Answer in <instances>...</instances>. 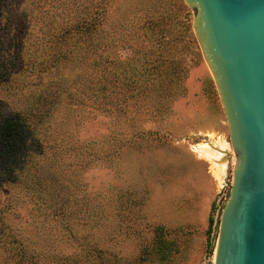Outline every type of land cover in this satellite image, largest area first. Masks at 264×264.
Here are the masks:
<instances>
[{"label":"rangeland","instance_id":"rangeland-1","mask_svg":"<svg viewBox=\"0 0 264 264\" xmlns=\"http://www.w3.org/2000/svg\"><path fill=\"white\" fill-rule=\"evenodd\" d=\"M191 35L183 0H0V118L51 107L0 169V264H211L233 151Z\"/></svg>","mask_w":264,"mask_h":264},{"label":"water","instance_id":"water-1","mask_svg":"<svg viewBox=\"0 0 264 264\" xmlns=\"http://www.w3.org/2000/svg\"><path fill=\"white\" fill-rule=\"evenodd\" d=\"M233 151L211 264H264V0H183Z\"/></svg>","mask_w":264,"mask_h":264},{"label":"trees","instance_id":"trees-1","mask_svg":"<svg viewBox=\"0 0 264 264\" xmlns=\"http://www.w3.org/2000/svg\"><path fill=\"white\" fill-rule=\"evenodd\" d=\"M24 66L26 65H22V69H24ZM88 91H91V95H94L91 86ZM43 97H48V95ZM41 108L38 111L30 109L26 112H17L0 118V169H11L15 171L17 167V156L28 155L33 152L31 150L32 148H30L33 146V139L31 142V139L29 140L28 137L31 135L35 136V128L33 127L35 126V122L33 123V120L30 121V119L33 117L37 121H42L45 116L50 115V106H41ZM40 150L45 152V147H41ZM27 163L25 160L23 165L26 166ZM208 222L210 227L213 223L212 216L209 217Z\"/></svg>","mask_w":264,"mask_h":264},{"label":"bare ground","instance_id":"bare-ground-1","mask_svg":"<svg viewBox=\"0 0 264 264\" xmlns=\"http://www.w3.org/2000/svg\"><path fill=\"white\" fill-rule=\"evenodd\" d=\"M216 145V144H215ZM227 150L225 144L222 142L217 143V149H212L207 145H198L195 151L199 157H203L210 163V170L212 175L219 182L222 181V177L225 172L226 163L223 158L224 155L221 154L222 151Z\"/></svg>","mask_w":264,"mask_h":264}]
</instances>
